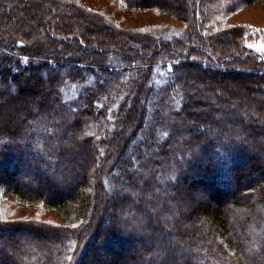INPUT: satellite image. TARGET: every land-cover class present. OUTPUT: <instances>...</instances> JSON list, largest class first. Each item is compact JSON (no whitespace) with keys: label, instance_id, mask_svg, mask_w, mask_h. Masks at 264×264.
Segmentation results:
<instances>
[{"label":"trees","instance_id":"trees-1","mask_svg":"<svg viewBox=\"0 0 264 264\" xmlns=\"http://www.w3.org/2000/svg\"><path fill=\"white\" fill-rule=\"evenodd\" d=\"M114 1L182 24L120 29L124 37L114 40L117 22L105 28L110 16L80 0H0V13L7 3L16 12L33 6L60 31L68 22L53 18L57 4L105 29L100 51L84 39L86 25L58 36L69 55L42 47L22 16L0 31V80L12 92L0 94V264H264V128L244 120L242 106L197 110L190 92L193 81L199 97L240 90L242 104L264 111L262 88L248 93L249 81L264 79V52L244 44V24L229 22L264 0ZM248 172L253 178L243 184ZM20 207L59 221L18 215ZM47 235L55 237L50 246Z\"/></svg>","mask_w":264,"mask_h":264},{"label":"rangeland","instance_id":"rangeland-1","mask_svg":"<svg viewBox=\"0 0 264 264\" xmlns=\"http://www.w3.org/2000/svg\"><path fill=\"white\" fill-rule=\"evenodd\" d=\"M83 4L85 5H89L92 6L93 10H97L100 11L104 14H108L110 17L107 16V18H105L104 14L103 17L105 18L104 20V24H105V28L107 27V29H109L110 25H112V21L117 22L116 24H118L120 27H112V38L115 39H120L121 37H124L122 35V33H120V29H125V30H130V32H138V30L140 32H142V29L144 26H148L151 24H167V23H171V24H175V25H181L182 22L168 17V16H164V15H159L156 12H143L140 10H134L132 12H127L124 10V7L122 6L121 2H115L114 0H80ZM177 3H186L188 2L187 0H175ZM167 2H170V4L173 3V0H167ZM174 4V3H173ZM24 5V4H23ZM27 7V6H26ZM33 6L29 7V11H26L28 8L25 9V11H18L16 12L14 10V6L12 5V3H7L5 5V12L0 13V31L8 28V29H13L17 26H19V21H18V16H22L23 17V21L20 25H23V28H30L29 30L32 29L33 31V38L37 41L40 42L41 46L44 48H47L48 51L52 50V48H57V50H59L62 53H66V55H69L71 52L69 51V48H65L66 46L64 45L65 43H63V41L58 39V36L60 35H67L70 36L71 34L73 35H77V34H81L82 32V27L84 25L87 26L88 28V33L87 34H82L84 39L87 40V44H92L93 47L92 49H98L99 51L105 48V40L103 39L104 35H102V33H104L105 29L103 28V26H98L96 23V21L94 22L91 21V17L84 16L83 21H80V17H76V14L74 15V11L69 9V7L67 6H61L58 5L55 8H52L50 13L52 14L53 18L59 16L60 14H63L66 17V21L68 22V27L64 30H59L57 27H53L51 24H49L48 22H46L47 20L49 21V15L47 16L46 13H41L39 14L36 9L33 10L32 9ZM86 15V14H84ZM38 19V21H37ZM41 19V20H40ZM39 21H44L43 24H37ZM91 22V23H88ZM229 22L232 24H244L245 30H246V37L244 40V44L250 48L251 50L254 51H259V52H264V7L261 3L259 2H254L252 4L246 5L244 6L241 10H239L236 14H234L230 19ZM89 25H88V24ZM48 29H50L51 32H54L56 35V38H54L55 40L53 42H50V40H48L47 38V33L49 32ZM46 31V33H45ZM32 36V34L30 35ZM129 39L131 41L134 42L135 46L139 47V44L141 45L142 43H140L138 40H136L134 37H129ZM74 48V46H73ZM90 48V50H92ZM40 53V52H39ZM81 54V53H79ZM40 58L38 59H44V57L42 58L41 56H39ZM69 64H64L59 71L63 72L64 70H66V67H68ZM26 74V76L29 75L28 71L24 72ZM38 74H42V70H40L38 72ZM107 77V76H106ZM11 83H9V85L5 82H3L2 80H0V94L3 92V89L8 88V93L11 94L12 92L9 90V88ZM20 86L22 87L23 85H29V84H33L32 79L30 78L29 80L26 81H21L20 82ZM250 86L248 93L250 95H255L258 96V92L256 90L257 87L262 88L261 90V95L263 96V100H264V79L263 80H259V79H253L251 81H249L248 83ZM46 83L44 82V86L46 87ZM6 87V88H5ZM200 83H195L194 81L192 82V85L190 86V92L193 94L194 93V99L197 100L199 102L198 108L197 110H202V111H207L210 109V106H216L218 108H222V106H224V103L229 104L230 106H232L233 108H235L234 106H242V108L238 109V114L244 119L246 120L248 123H257V127L259 128V130H261L262 128H264V111H258V109L256 108H252V106H249L250 103H248V105L242 104V101L244 102V96L246 94H244L242 91H236L234 94L232 95H227L225 94L223 91H221L220 93L217 94V98L216 96H214V94L212 93V91L207 90L205 91V95L202 94L201 97L198 96V94H195L196 91L198 89H200ZM221 98V101L218 100V98ZM36 100V99H35ZM251 105V104H250ZM53 110L58 111L59 106L58 105H53L52 106ZM251 110H250V109ZM263 110H264V106H263ZM219 111V110H217ZM149 114H151V112L149 111ZM162 114L166 115L167 111L163 110ZM63 128V127H62ZM62 130V129H61ZM146 131V130H144ZM127 156H132V154L135 152V144H131V142L127 143ZM131 171V170H130ZM133 173H139V170L134 168L132 170ZM22 172H19L17 174V178L18 179H23L22 178ZM94 172H92L91 175H93ZM253 178L252 173L248 172L246 173L241 182L243 184H247L248 182H250ZM255 178V177H254ZM258 184L256 185V188L258 189ZM234 189V185L231 184L229 186V190H233ZM128 191L127 190H120V194L119 195H125L127 194ZM193 195H196L197 197H201L202 195H205L202 192L199 191H193L192 192ZM255 194V193H254ZM252 194V195H254ZM111 195H115V193H111ZM141 196V195H138ZM206 199V197L204 198ZM18 206H21V204L18 203ZM108 210L107 213H115L116 210L111 208V206H109L108 204ZM23 213H28L34 216H41L42 218L47 217V218H53L55 221H59L58 218H56L57 216L53 213H41L38 214V212H36V209H34L33 207H28V208H21L20 210L17 211V214H23ZM199 219H197L195 221V225H197V229L199 228ZM110 226L109 224L105 226V230H109ZM3 234V233H2ZM2 238L7 239V236L1 235ZM20 235L15 234L12 236L14 238H19ZM36 237V236H35ZM47 240L46 242H44L45 245H49L50 246V241L53 242V239L55 238L53 235H47ZM29 239L34 240L38 243H40V241L42 240L40 237L38 239L34 238V234H29L28 236ZM45 241V240H44ZM138 245V243H134L133 245L131 244L130 246H126L124 248L127 249V251H131L132 248L136 247ZM123 250V251H124ZM10 255H12L11 257H16V259L14 258V260H17V253H15V251H10ZM106 261V260H105ZM9 264H15L13 263V261H11V263Z\"/></svg>","mask_w":264,"mask_h":264},{"label":"snow or ice","instance_id":"snow-or-ice-1","mask_svg":"<svg viewBox=\"0 0 264 264\" xmlns=\"http://www.w3.org/2000/svg\"><path fill=\"white\" fill-rule=\"evenodd\" d=\"M164 135H165V136H167V135H168V133H167V132H165V133H164ZM170 178H171V177H170Z\"/></svg>","mask_w":264,"mask_h":264}]
</instances>
